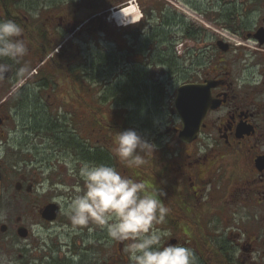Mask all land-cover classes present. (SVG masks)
<instances>
[{
	"label": "flooded vegetation",
	"instance_id": "obj_1",
	"mask_svg": "<svg viewBox=\"0 0 264 264\" xmlns=\"http://www.w3.org/2000/svg\"><path fill=\"white\" fill-rule=\"evenodd\" d=\"M174 1L180 4V0ZM220 1L199 0L201 6L206 8L210 6L212 9H215ZM238 2L248 9V15L246 22L239 25V29L233 31L231 35L240 42L251 43L254 46L250 47L246 43L244 47H240L239 44L234 45L237 66L233 81H230L228 72L218 66L210 72L204 71L209 73L199 81H188L178 86L213 82L209 91L211 104L201 122L194 125V127L199 126L196 140L189 145L178 140L181 144L180 152H184L190 162L181 166L175 164L177 166L175 170L171 167L174 174L166 179L167 183H164L169 187L170 199L176 197L181 204H187L192 198L197 202L207 186H213L214 182L215 187L216 179L223 178L222 171H226L223 168V160L232 157L234 160L232 167L236 168L237 163L246 164L247 171H241L245 173L242 180L248 185L247 198L243 200L249 207L255 208L260 216H257L259 218L256 220L249 221L252 229L245 231L243 235L236 229V231H228L222 240L209 236L210 240L205 228L178 226L179 219L174 217V208H169L171 216L168 214L166 223L159 228L171 231L172 237L167 241L168 243L190 248L197 264H264V43H260L257 34L258 31L264 30V0H238ZM134 3L136 2H128L121 9L112 11L111 19L117 21L115 15L128 7H132L136 13L138 10ZM197 3L195 0H188L184 5H189L197 11L195 8ZM78 5L82 6L80 2ZM173 6L177 7L174 3ZM80 10L73 9L70 13L72 15L63 17L62 21L55 20V17L50 21L49 16L43 18L42 24L44 22L50 24L45 23L42 33L55 43L64 35L73 37L75 35L73 32L80 27ZM255 10H260L261 13L256 16ZM181 11L184 14L181 16L185 14L190 16ZM88 15L90 16V13ZM94 16L91 15L93 19ZM139 17L140 13L137 19L131 16L124 18V26L137 24ZM190 18L197 20V17ZM8 19L15 21L14 1H8L7 4L0 1V20ZM250 19L252 22H249ZM177 28H181V25ZM158 30L161 33L167 32L164 27ZM190 32L185 35L177 33L176 37L189 36ZM216 39L230 40L228 36L219 33ZM65 45L66 42L63 41L61 49ZM53 46L52 43L48 49ZM58 56H61L59 52ZM9 63H12L10 77L4 79L0 76V120L2 121L0 123V264H129L124 251L128 242L115 241L116 251L112 253L113 241L104 229L94 224L78 227L65 214L67 203L76 194L75 189L83 186L78 177L80 164L107 163L111 166L113 159L109 154L106 138L101 142L104 144L102 146L96 147L95 142L91 146L88 144L91 142L94 130L91 134L89 130H85L90 129V126L79 125L80 115L77 108L73 107V103L80 106L78 91L74 95L69 89L65 92L61 89L62 84L70 88L69 82L37 81L33 82V85L20 86L16 92L15 83L30 67H20L17 70L16 63L11 61ZM76 84L79 89V84L74 85ZM59 98L62 102H59ZM16 99L23 103L37 101L44 106L46 112H53L63 105L68 107L60 115L49 113L45 118L58 122L55 131L51 132L52 129L37 131L32 129L31 124L28 130L17 124L13 130H7V125L14 120L6 114L8 106ZM70 103L72 104L69 105ZM171 111L176 115L173 109ZM177 123L179 127L167 129L168 133H174L172 135L174 137H179L181 131L178 117ZM82 127L83 134L87 137L85 145H81L79 136ZM58 131L60 135L57 134ZM31 136L40 138L41 145H44L40 160L35 158V151L30 144L31 139L26 138ZM207 141L211 142V147H208ZM202 145L207 149L204 153L199 150ZM96 154L103 155L97 160ZM115 164L122 175L137 182L148 183L149 190L155 187L154 180L150 183L147 178L148 181H145L141 169L127 167L114 154L113 165ZM156 172L160 175L164 174L163 168L162 171L156 168ZM226 179H230L233 183L235 179L238 180L232 173Z\"/></svg>",
	"mask_w": 264,
	"mask_h": 264
},
{
	"label": "rangeland",
	"instance_id": "obj_2",
	"mask_svg": "<svg viewBox=\"0 0 264 264\" xmlns=\"http://www.w3.org/2000/svg\"><path fill=\"white\" fill-rule=\"evenodd\" d=\"M131 1L136 2L134 4L138 11L135 13L132 8L133 12L127 17L131 16L137 19L138 13H140L137 24L124 26L123 19L127 17L117 19V21L111 19L112 11L121 9ZM186 1L188 0H180V4H177L174 0H21L16 3L14 2L15 15L17 16L20 13L19 15L24 16L22 20L25 22L27 31H29V33L34 31L36 34L41 33L42 35H44L42 33V28L45 27V23H47L44 22L42 24L43 18L49 16L51 17L49 18L50 21H52V17H55V20L61 19L62 21L63 17L65 18L72 15L70 13L73 9L80 10L81 8L79 11L81 14L79 16L80 27L73 32L75 35L73 37L71 35H64L57 43L52 42L55 45L54 50L49 53L42 62L33 54V48L29 49V44L25 39L26 35L23 37L24 39L21 36L26 42L29 50L28 54L17 63L21 65V68L30 67V69L23 72L20 80L15 83L14 90L17 92L20 86L24 84L33 85V82H37V80L33 79V76H30V70L35 71L38 68H42L46 62L50 64L52 63L51 61H56V65L53 64V67L58 69L65 67L71 60L72 63L70 64L76 67V74L80 73L78 69L80 70V68H83L84 63H88L92 71L98 69L99 72L96 71L97 78L95 80L93 75V80L90 77L87 83H82V86L90 89L93 92L91 93L94 94V98H88L89 93L86 95L88 92L86 89L84 92L79 90V96L83 101H86L88 105L96 108L98 106L99 97L104 94L108 97V91H111V88H122L123 84L127 86L130 78H134L133 75L137 72L136 70L142 74L146 70L143 80L145 79V82L148 83V87H163V98L159 106L157 108L155 107V109L151 108L146 103H149L147 96L145 95L144 97L139 95L144 101L143 107L141 108L127 105L128 112H126V108L123 110L122 107H115L116 105H113V107L125 111L124 116L129 121L128 124L125 125H128L129 129L135 130L144 139L155 145L154 152H149L145 156V159L148 163H151L154 173L157 174L156 168L157 170L159 169V171H162L163 168V173L169 179V177L174 174L171 167H174L175 170L177 168L176 165L181 166L182 164L190 162L186 159L184 152L181 153L179 150L181 144L180 141H178V137L172 136L174 133L167 132V129L176 126L179 127L177 117L172 114L171 111V109H173L176 88L180 84H184L188 81H199L205 74L209 73L210 70L218 66L223 67L224 70L228 72L230 81H233L235 67L237 66V59L234 55V49L236 48L234 45L239 44L240 47H244V43H246L238 41L235 36L231 35L233 31L239 29V25L246 22L248 9H246L241 2H238V0H221L216 8L212 9L210 6L209 8L201 6L199 0H195L198 2L195 4V8L197 9V11H195L194 8H190L189 5H184ZM79 2L83 7L78 5ZM173 3L178 8L174 7ZM105 10H107L104 12L106 15L102 14ZM181 10L188 13L190 16L186 14L185 16H181L183 14ZM90 11L94 13L92 14ZM89 13L90 16L88 15ZM259 13H261L260 10H255L256 16ZM91 15H95L94 19ZM186 17H188L189 20L187 18L186 21ZM190 17H197V20ZM256 18L258 17H255V19ZM83 21L89 22L82 23ZM189 21H191L192 24ZM249 22H252V19H250ZM55 23L57 22L55 21ZM47 24L49 25L50 23ZM178 25H181V28H177ZM162 26L167 32L161 33V31L158 30L162 29ZM99 27L105 29L104 34L98 33ZM179 29H181V31ZM188 31L192 33L190 36L176 37L177 33L185 35ZM218 33L230 38V40L227 39L229 41L225 40L231 47L230 51L226 54L220 52L217 47L218 41L216 37ZM148 34H158V36L152 38ZM133 39L137 41L132 42ZM144 40L150 42L148 47L150 52L146 54L147 56L145 59L143 56L139 55V43H143ZM63 41L66 42L65 47L67 46L66 48L64 47L65 49H61ZM246 44L250 47L254 46L251 43ZM48 45H50V42ZM153 50L159 53L152 52ZM62 51L63 53L61 54ZM58 52L61 55V59H55ZM102 53H107L105 56H109L111 66L108 65V63L100 62L103 61L104 55H102ZM171 57L174 63L173 68L169 64ZM161 58L165 60L163 65L159 64ZM92 64L94 65L92 66ZM140 64L145 65V67H140ZM53 67L48 66L46 70L50 73H54ZM133 68L136 70L132 71L134 70ZM214 74L216 73L214 72ZM60 82L66 83L65 81ZM132 83L136 84V82L132 81L129 84ZM61 89L65 92L68 88L65 84H62ZM135 94L138 95V93ZM119 95L122 96L121 93H119ZM63 96L65 97V95ZM61 98H59V102H62ZM71 104L72 103L69 105ZM79 105L78 107L73 103V107L77 108V112L80 115L79 125L82 126L86 124L87 127L90 126V129L85 130H89L91 134L94 130L93 137L91 136V142L88 144L91 146L94 145L93 142H95L96 147L102 146L104 144L101 142L106 138L109 154L114 159V141L116 135L113 136L114 134L112 135L109 133L106 127L102 125L98 126L96 120H94V115L87 111L85 107H82L80 103ZM67 107L63 105L62 108H57L53 112H46L44 106L38 104L37 101H28L25 104L23 103V105L13 103L8 106V111L6 113L14 119L11 124L9 123L7 125V130H13L17 124L18 126L22 125L24 130H28L32 125V129L37 128L36 130L39 131L41 129V125H38L39 118H46L49 113H51L50 115H60L66 111ZM111 107V102L108 101L107 106L102 110L104 118H109ZM99 108L101 107L99 106ZM64 122H66V120ZM129 129L127 127V130ZM57 134L60 135V132L58 131ZM79 136L81 138V144L85 145L87 143V137L83 134V127L79 132ZM26 138L31 139L30 144L35 151V158L40 160L44 148V145H41L40 138L36 136ZM223 161V168L226 170L222 171L221 175H223V178L216 179L215 187L214 182L213 186H207L206 191L202 193V196L197 202L194 201L195 198H192L187 204H181L176 197L173 199L168 198L166 195L162 197V201L167 208H174V217L177 220L179 219L178 226L184 228L197 227V229L205 228L208 237L215 236L218 237V240H222L227 232L231 230L236 231V229H238L241 235H243V233H246L245 231L252 229L249 221L256 220V218H259L257 216H260L255 208L249 207L245 200H243L247 198L246 190L248 189V185L246 181L242 180L245 173H241V171H247L246 164L237 163L235 168L232 167L234 164L232 157H226ZM111 167L116 168V164L115 166L111 164ZM143 168V165L138 167V169L142 170L145 181H148L147 178L150 183L153 180L155 181V187L150 190L156 188V190H161L163 192L165 190L168 195L169 187L164 183L167 178L161 182L162 188L160 189L158 179H154L152 175L144 173ZM231 173L235 174V177L237 176L238 178V180L235 179L234 183L230 179H226ZM145 184L149 187L148 183ZM201 209L202 211H200ZM169 216H171L170 212ZM252 217L253 219L251 220ZM160 226L161 225H158L157 227ZM209 239L211 240L210 237ZM241 240H243V238ZM114 242L115 241H113L112 244V253L116 251V244H114ZM245 255H247V253ZM261 257H263V255H261Z\"/></svg>",
	"mask_w": 264,
	"mask_h": 264
},
{
	"label": "clouds",
	"instance_id": "obj_3",
	"mask_svg": "<svg viewBox=\"0 0 264 264\" xmlns=\"http://www.w3.org/2000/svg\"><path fill=\"white\" fill-rule=\"evenodd\" d=\"M22 28L14 20H0V76L11 71L12 63L28 54L21 38ZM114 154L127 167L147 163L145 156L154 152L155 145L135 130L117 132ZM208 147L211 142L207 141ZM200 152L207 149L202 145ZM78 177L83 186L65 207V214L78 227L94 224L104 229L112 241L128 242L124 251L129 264H197L193 251L179 244L168 243L170 230L158 225L166 223L170 212L161 197V190H149L143 181L122 175L116 168L82 162Z\"/></svg>",
	"mask_w": 264,
	"mask_h": 264
},
{
	"label": "trees",
	"instance_id": "obj_4",
	"mask_svg": "<svg viewBox=\"0 0 264 264\" xmlns=\"http://www.w3.org/2000/svg\"><path fill=\"white\" fill-rule=\"evenodd\" d=\"M0 1L2 3L7 4L8 1H14L16 3V2H19L21 0H0ZM23 9H25V8H23ZM19 14L17 16L15 15V22L18 25H20V27L22 28V31H23L22 36L24 37L26 35L25 39L27 40V42L29 44V49L33 48V51H34L33 54L35 55V57L40 62H42V60L45 59V57L54 50L55 45L52 48H50V49H48V47L52 44V42H55V41H53L52 39H50L49 37H47L45 35H42L41 33L40 34H36V32H34V31L29 33V31H27L25 22L22 20L24 18V16L19 15ZM104 30L105 29L103 27L102 28L99 27V32L98 33L99 34H104ZM148 35H150V34H148ZM150 36L153 38V37H157L158 34H154V35H150ZM145 40H144L143 43H139V46H140L139 55L143 56L144 59L147 56L146 54H148L150 52V50L148 49L150 42L149 41H145ZM135 41H137V40L136 39L132 40V42H135ZM49 42H50V45H48ZM152 52L159 53L158 51H155V50H153ZM136 54H137V52H136ZM152 54H154V53H152ZM102 55H104L103 56V61H100V62L108 63V65L111 66V61L109 60V56H107V57L105 56V55H107V53H105V54L102 53ZM60 57L61 56L57 55L55 59H57V58L61 59ZM163 59L164 58H161L159 60V64L163 65V63H165V60H163ZM51 62L52 63H50V64H47V62H46V64L42 68H38V69L35 70L36 74H35V76L33 75L35 80L41 81V82H44V83L57 82V81H59V82L60 81L69 82L71 84L70 88L68 87V89L70 90L69 91L70 93L75 95L77 93V91H78V93H79V90L84 92L85 89H86V91H88L86 95H88V93H89V97L88 98H94L93 97L94 94H92L93 92L90 89H87V88L83 87L82 83H87L89 81L88 79H90V77L93 80V75H94V80H95L97 78L96 77V71L99 72L98 69L96 71H92V68L90 67V64L84 63L83 64L84 67L80 68V70L78 69V71L80 73L76 74L77 73V71L75 69L76 67H74L72 64H70V63H72L71 60L69 61L68 64L65 65V67L58 68V69L53 67V64L56 65V61H51ZM169 64L173 68L174 63H173V58L172 57H171V60H169ZM93 65L94 64H92V66ZM48 66L53 67L54 73H52V72L50 73L49 71L46 70ZM20 67H21V65L16 62L17 70H19ZM140 67H145V65L140 64ZM88 68H89V70H88ZM134 68H135V66H134ZM107 70H108V68H107ZM135 70L136 69H134L132 71H135ZM136 71L137 72H135L134 75H133L134 78L133 79L130 78V81H129V83L132 81V82H136V84L127 83V86L123 84L122 88H120V87H118L117 89L116 88H111V91H108V97L106 96V94H104L103 96L99 97L98 106L96 108L91 107V105H88V103L86 101H83L80 98V96L78 97L79 103L81 104V106L85 107V109L87 111H89L92 115H94V120H96L97 125L98 126L102 125L103 127H106L109 130V133H111L112 135L114 134L113 136H115L117 132H122V131L127 130V127L129 129V126L125 125V124H128L129 121H128L127 118H125V116H124V112L125 111H122V109L124 110L126 108L125 110H126V112H128L127 105H131L132 107H137V108L143 107L144 101H143V98L140 97L139 95H142L144 97L146 95L147 98L149 99V103L148 102H146V103L153 109H155V107L157 108L159 106V104L161 102V99L163 98V96H162L163 95V87H161V86L160 87H158V86L154 87L153 86L152 88L148 87V83L145 82V79L143 80V77L146 74V70L144 71L143 74L140 73L138 70H136ZM30 72H31V70H30ZM130 75H131V73H130ZM140 81H141L142 85H141ZM75 83L79 84V89H77V86H78L77 84L74 85ZM44 86L46 87V85H44ZM139 92H141V93H139ZM119 93H121L122 96L119 95ZM135 93H138V95H136ZM23 98L26 99L25 97H23ZM108 101L111 102L112 107L110 108V112H111V113H109L110 116L107 119V118L103 117L104 114H102V110H103V108H105V106H107V102ZM14 103H16L17 105H19V104L23 105V102L21 100H18V99H16L14 101ZM113 105H116L115 107H118V106L122 107V109L114 108ZM99 106L101 108H99ZM117 110H119V111H117ZM138 113H135V114H138ZM39 119L40 120L38 121V125H41V129H45V130H51L52 129L51 132L55 131L57 129L56 124L58 122H56L54 120L52 122L50 119H48V118L45 119V118H42V117L39 118ZM36 123H37V121H36ZM102 155L103 154H96L97 160H98L99 157H102ZM105 164L107 165V163H105ZM112 164H113V161H112ZM143 166H144V168H143L144 173L152 175V177L154 179H158V184L160 185V188H162L161 182H163V180L165 178H167V176L165 174L160 175L158 173L157 174L154 173L151 163L147 162ZM164 192H165V190H164ZM166 196L168 198H170L167 195V193H166Z\"/></svg>",
	"mask_w": 264,
	"mask_h": 264
},
{
	"label": "water",
	"instance_id": "obj_5",
	"mask_svg": "<svg viewBox=\"0 0 264 264\" xmlns=\"http://www.w3.org/2000/svg\"><path fill=\"white\" fill-rule=\"evenodd\" d=\"M260 43H264V30L258 31ZM218 49L226 53L229 46L223 42H217ZM10 72L2 75L1 78L10 77ZM213 82L206 81L202 85H185L176 91V97L173 102L174 111L179 117L181 123V131L179 132V140L184 144H191L197 138L199 126L194 127L201 122L207 110L210 107L211 100L209 91L213 86ZM2 121L0 120V123Z\"/></svg>",
	"mask_w": 264,
	"mask_h": 264
},
{
	"label": "bare ground",
	"instance_id": "obj_6",
	"mask_svg": "<svg viewBox=\"0 0 264 264\" xmlns=\"http://www.w3.org/2000/svg\"><path fill=\"white\" fill-rule=\"evenodd\" d=\"M116 12V11H115ZM132 11V7H128L120 12H118L116 15H115V19H122L123 17H127ZM135 24V23H134Z\"/></svg>",
	"mask_w": 264,
	"mask_h": 264
}]
</instances>
